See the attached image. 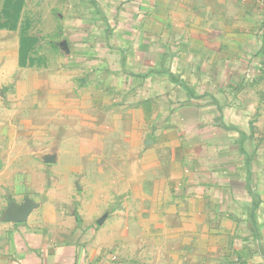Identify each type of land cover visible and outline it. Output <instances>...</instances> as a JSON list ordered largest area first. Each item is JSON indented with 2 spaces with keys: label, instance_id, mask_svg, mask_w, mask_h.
Here are the masks:
<instances>
[{
  "label": "crops",
  "instance_id": "crops-1",
  "mask_svg": "<svg viewBox=\"0 0 264 264\" xmlns=\"http://www.w3.org/2000/svg\"><path fill=\"white\" fill-rule=\"evenodd\" d=\"M0 264H264V0H0Z\"/></svg>",
  "mask_w": 264,
  "mask_h": 264
},
{
  "label": "water",
  "instance_id": "water-1",
  "mask_svg": "<svg viewBox=\"0 0 264 264\" xmlns=\"http://www.w3.org/2000/svg\"><path fill=\"white\" fill-rule=\"evenodd\" d=\"M30 211L31 206L29 204H24L22 206H11L7 214V220L13 223H23L28 218Z\"/></svg>",
  "mask_w": 264,
  "mask_h": 264
},
{
  "label": "rangeland",
  "instance_id": "rangeland-1",
  "mask_svg": "<svg viewBox=\"0 0 264 264\" xmlns=\"http://www.w3.org/2000/svg\"><path fill=\"white\" fill-rule=\"evenodd\" d=\"M37 21H40L41 22V27L43 28V29H46V28H51L52 27V23L50 22V21H48V20H43V19H41V20H37ZM28 28H30V27H28ZM27 29V28H26ZM46 39V38H45ZM45 39H42V41L43 40H45Z\"/></svg>",
  "mask_w": 264,
  "mask_h": 264
}]
</instances>
